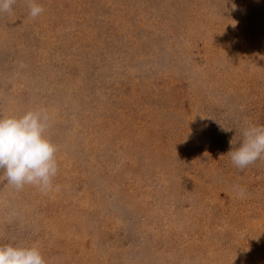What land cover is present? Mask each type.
Instances as JSON below:
<instances>
[{
  "label": "rangeland",
  "instance_id": "1",
  "mask_svg": "<svg viewBox=\"0 0 264 264\" xmlns=\"http://www.w3.org/2000/svg\"><path fill=\"white\" fill-rule=\"evenodd\" d=\"M36 2L0 12V115L44 109L59 171L48 190L0 173V245L264 264V158L227 154L264 125V0Z\"/></svg>",
  "mask_w": 264,
  "mask_h": 264
},
{
  "label": "clouds",
  "instance_id": "2",
  "mask_svg": "<svg viewBox=\"0 0 264 264\" xmlns=\"http://www.w3.org/2000/svg\"><path fill=\"white\" fill-rule=\"evenodd\" d=\"M15 0H0V12L12 8ZM30 15L38 17L43 7L28 0ZM50 116L41 108L22 115H0V173L17 190L35 185L42 190L52 187L59 171L58 146L49 136ZM227 130V129H226ZM239 146L230 154L233 164L243 170L264 158V125L250 124L242 131ZM233 145H236L231 141ZM244 195V190L238 192ZM0 264H49L36 244L0 245Z\"/></svg>",
  "mask_w": 264,
  "mask_h": 264
}]
</instances>
